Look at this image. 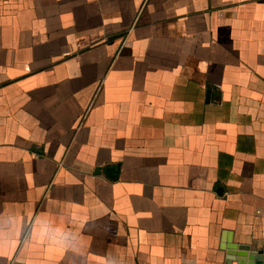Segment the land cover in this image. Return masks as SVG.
<instances>
[{
  "label": "crops",
  "instance_id": "0c3cea01",
  "mask_svg": "<svg viewBox=\"0 0 264 264\" xmlns=\"http://www.w3.org/2000/svg\"><path fill=\"white\" fill-rule=\"evenodd\" d=\"M106 1L0 0V264H264V0Z\"/></svg>",
  "mask_w": 264,
  "mask_h": 264
},
{
  "label": "rangeland",
  "instance_id": "374dc122",
  "mask_svg": "<svg viewBox=\"0 0 264 264\" xmlns=\"http://www.w3.org/2000/svg\"><path fill=\"white\" fill-rule=\"evenodd\" d=\"M106 2V0H82V5L85 7L82 14H87L86 16H82L83 22H85V19L88 20L90 15L93 18L103 19L106 13Z\"/></svg>",
  "mask_w": 264,
  "mask_h": 264
},
{
  "label": "water",
  "instance_id": "95a60500",
  "mask_svg": "<svg viewBox=\"0 0 264 264\" xmlns=\"http://www.w3.org/2000/svg\"><path fill=\"white\" fill-rule=\"evenodd\" d=\"M236 250H238V251H248L249 247L248 246H238ZM257 263L260 264V261H258Z\"/></svg>",
  "mask_w": 264,
  "mask_h": 264
},
{
  "label": "clouds",
  "instance_id": "9594fccd",
  "mask_svg": "<svg viewBox=\"0 0 264 264\" xmlns=\"http://www.w3.org/2000/svg\"><path fill=\"white\" fill-rule=\"evenodd\" d=\"M50 240H53L54 237L52 235L47 236Z\"/></svg>",
  "mask_w": 264,
  "mask_h": 264
}]
</instances>
